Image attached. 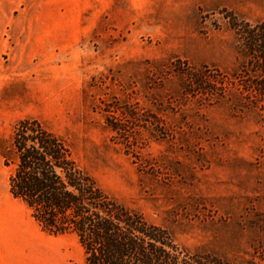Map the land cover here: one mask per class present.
<instances>
[{
  "label": "rangeland",
  "instance_id": "rangeland-1",
  "mask_svg": "<svg viewBox=\"0 0 264 264\" xmlns=\"http://www.w3.org/2000/svg\"><path fill=\"white\" fill-rule=\"evenodd\" d=\"M242 22H264V0H0V152L37 118L179 245L264 264V95L235 77ZM8 175L0 154V255L85 264L74 234L42 236Z\"/></svg>",
  "mask_w": 264,
  "mask_h": 264
},
{
  "label": "trees",
  "instance_id": "trees-1",
  "mask_svg": "<svg viewBox=\"0 0 264 264\" xmlns=\"http://www.w3.org/2000/svg\"><path fill=\"white\" fill-rule=\"evenodd\" d=\"M235 31L244 51L235 77L247 92L264 95V22H242ZM110 122L111 130H120L117 120ZM0 154L9 168L10 195L25 204L44 232L74 234L85 264H262L179 245L165 227L99 186L73 158L68 140L37 118L18 120Z\"/></svg>",
  "mask_w": 264,
  "mask_h": 264
},
{
  "label": "crops",
  "instance_id": "crops-1",
  "mask_svg": "<svg viewBox=\"0 0 264 264\" xmlns=\"http://www.w3.org/2000/svg\"><path fill=\"white\" fill-rule=\"evenodd\" d=\"M42 236L44 237L47 235L45 232H42ZM68 258L69 255L66 252H58L57 250L51 251L49 248H41L36 250L32 248H20L19 250L14 252L12 256L10 255V253H1L0 264H65Z\"/></svg>",
  "mask_w": 264,
  "mask_h": 264
}]
</instances>
